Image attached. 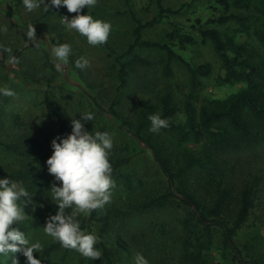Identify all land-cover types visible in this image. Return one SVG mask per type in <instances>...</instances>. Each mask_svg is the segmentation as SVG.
<instances>
[{
	"label": "rangeland",
	"instance_id": "1",
	"mask_svg": "<svg viewBox=\"0 0 264 264\" xmlns=\"http://www.w3.org/2000/svg\"><path fill=\"white\" fill-rule=\"evenodd\" d=\"M191 1L162 0L165 7L171 8H178ZM129 5L143 23L153 20L159 10L157 0H97L95 6L82 9L94 19L111 23L109 39L104 43L115 51L111 56L108 49L101 45H89L85 37L67 28L63 16L70 20L77 13L68 12L66 7L50 12L54 7H47L45 2L40 8L29 12L22 0H0V28L6 26L8 29L7 32L0 31V87H9L15 92L14 96L0 95V167L8 172H15L35 166L47 173L51 184L59 183L49 174L46 163L53 151L51 141L59 135V124L46 111L45 95L53 97L57 108L66 114L70 122L73 118L81 119L80 114L84 112H92L95 118L86 122L87 130L108 131L114 137V148L110 156L112 167L113 162L118 159H131L112 175L116 188L111 202L98 209L99 217L118 207L138 205L145 197L166 190V177L154 161L151 151L141 145L130 131L135 130L141 111L148 105L153 104L158 111L161 110V100L166 94H170L179 107L178 120L184 121V104L190 92L189 73L181 61L173 62L174 75L166 77L165 53L143 48L137 53L144 63L132 72L128 86L122 90L121 103L111 109L119 85L115 55L125 53L134 39L136 22L128 12ZM214 7L221 9L216 0H197L183 14L170 15L156 25L147 27L143 32L144 39L161 41L173 29V24L192 32L190 26L193 18L207 19L211 13H217ZM233 8L237 12L245 10ZM29 25L36 28L37 39L27 37ZM64 43L72 46V54L66 66L57 70L51 49L54 45ZM175 49L193 65L209 63L212 66L211 74L202 80L199 97L195 102L198 108L209 98H224L237 90V86L218 84L221 61L210 42L203 44L199 41L185 50L176 45ZM17 51L21 52L20 57L15 55ZM81 57L87 59L89 64L78 69L75 62ZM93 98L97 99L100 108L95 105ZM117 120L118 123L115 122ZM123 124L125 128L121 127ZM153 135L169 147L168 152L176 149L170 144V136L161 130ZM32 139L38 140L40 145ZM10 146L15 148H9ZM231 159L234 167L230 178L236 188L251 183L254 179L259 180L257 188L260 190V198L256 200L258 206L235 238L244 258L251 262L264 255V147L252 148ZM127 175L133 180L131 188L125 186ZM49 196L50 193L45 189L38 195L24 198L25 213L31 218L51 213L53 201ZM21 203L23 206L24 201ZM185 213L186 210L175 207L167 210H136L130 222L122 224L116 220L104 235L100 231L102 223H94L87 230L95 232L99 242L105 237V243L119 264H134L133 258L138 252L143 253L149 264H184L180 259L182 231L178 219ZM79 219L80 222H88L89 215L82 214ZM162 225L167 227L168 232L165 234L160 231ZM26 234L34 241L39 240L43 245L42 250L53 242L43 228ZM214 241L216 247L211 251L213 260L231 264L232 254L223 253L219 229L215 232ZM98 245L99 243L96 247L101 250ZM41 251L34 254H40ZM14 256L15 258H10V255L2 258L10 260L9 264H13V259L26 264V257L22 253ZM81 260H84L83 264H104L100 259L92 261L70 249L66 264H80ZM58 263L55 260L45 264Z\"/></svg>",
	"mask_w": 264,
	"mask_h": 264
},
{
	"label": "trees",
	"instance_id": "2",
	"mask_svg": "<svg viewBox=\"0 0 264 264\" xmlns=\"http://www.w3.org/2000/svg\"><path fill=\"white\" fill-rule=\"evenodd\" d=\"M196 1L171 8L165 7L162 0H157L158 13L146 23L137 17L129 5L128 12L136 22L134 39L125 53L115 55L119 85L111 109L121 103L122 90L128 86L132 72L144 63L138 50L149 48L163 51L166 56V77L174 75L175 60L181 61L189 73L190 92L184 104V121L178 120L179 107L173 102L172 96L166 94L161 100V110L158 111L153 104L148 105L141 111L135 130L130 131L148 144L154 161L166 177V190L145 197L138 205L118 207L102 217H99L98 209L93 210L88 222L83 220L81 226L88 229L94 223H102L100 231L104 235L114 221L119 220L122 224L130 222L136 210H167L175 207L186 210L185 215L178 219L182 231L180 259L184 264H226L222 260H213L211 256L212 249L216 247L214 237L217 229L222 235L223 253L232 254L231 264H264V255L251 262L247 261L235 239L258 206L259 180L254 179L236 188L230 178L234 167L231 158L252 148L264 147V0H216L221 9L214 7L217 13H211L205 20L201 17L193 18L190 26L192 32L173 24V29L161 41L144 39L143 32L147 27L156 25L170 15L183 14ZM233 7L245 10L237 12ZM57 9L54 7L50 12ZM81 14L87 15L83 11ZM199 41L203 44L210 42L220 58L218 84L237 86V90L224 98H209L198 108L195 102L199 97L202 80L211 74L212 66L209 63L197 66L191 64L177 52L175 46L185 50ZM101 47L108 49L111 56L115 54L109 45L102 44ZM15 55L20 57L21 52L17 51ZM93 102L100 108L97 99L93 98ZM44 105L47 113L59 124V136L68 135L72 131L71 122L57 108L51 95H45ZM156 113L169 120V127L161 131L170 136V144L177 150L168 152L169 147L149 130L151 122L148 117ZM121 127L126 126L123 124ZM32 140L40 145L38 140ZM130 160L118 159L113 162L112 175ZM0 177L22 181L29 191V198L45 189L49 192L53 185L47 179V173L35 166L15 172L0 167ZM132 183L131 176L127 175L125 186L131 188ZM51 207L53 209L48 215L29 217L20 225L13 224L10 227H19L25 233L41 229L46 226L47 219L58 211L54 202ZM160 231L163 234L168 232L165 225L160 226ZM104 240L105 237L101 238L98 245L102 251L100 260L104 264H119ZM15 254H9L10 258H15ZM69 254L70 249L53 241L40 254L34 255L41 260V264L55 260L58 264H66ZM9 261L0 256V264H9ZM83 262L81 260L80 264Z\"/></svg>",
	"mask_w": 264,
	"mask_h": 264
},
{
	"label": "clouds",
	"instance_id": "3",
	"mask_svg": "<svg viewBox=\"0 0 264 264\" xmlns=\"http://www.w3.org/2000/svg\"><path fill=\"white\" fill-rule=\"evenodd\" d=\"M45 2L47 7L63 6L68 12L77 13L70 20L63 16V22L67 28L85 37L89 45H102L108 41L111 23L81 14L86 6H95L97 0H22L29 12ZM0 31L7 32L8 29L4 26ZM26 35L29 39H37L36 28L29 25ZM51 54L57 70H61L69 61L72 46L67 43L54 45ZM88 64L89 61L81 57L76 60L75 67L83 69ZM0 95L14 96L15 92L9 87H0ZM80 115L81 119L71 120L72 131L68 135H58L51 141L53 151L46 163L49 174L59 183H53L49 197L58 206V211L47 219L43 231L63 248L75 250L82 257L95 261L102 257V251L96 247L99 237L95 232L83 229L79 217L104 208L112 200L116 188L110 163L114 137L108 131L89 132L85 124L94 120V114L84 112ZM148 119L151 122L149 130L153 133L169 127V120L159 113L150 115ZM29 196L22 181L0 177V256L22 253L26 264H41V260L34 255L42 250L41 242L31 239L19 227H10L29 219L24 210V198ZM133 262L149 264L140 252L135 254ZM13 264L20 262L13 259Z\"/></svg>",
	"mask_w": 264,
	"mask_h": 264
},
{
	"label": "water",
	"instance_id": "4",
	"mask_svg": "<svg viewBox=\"0 0 264 264\" xmlns=\"http://www.w3.org/2000/svg\"><path fill=\"white\" fill-rule=\"evenodd\" d=\"M2 57H3V53H2ZM137 140L139 141V143L141 145H144L145 147L149 148L148 144H145L143 141H141L138 137H137Z\"/></svg>",
	"mask_w": 264,
	"mask_h": 264
}]
</instances>
